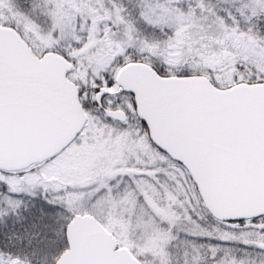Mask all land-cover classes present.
I'll use <instances>...</instances> for the list:
<instances>
[{
    "label": "snow or ice",
    "instance_id": "6c2138e0",
    "mask_svg": "<svg viewBox=\"0 0 264 264\" xmlns=\"http://www.w3.org/2000/svg\"><path fill=\"white\" fill-rule=\"evenodd\" d=\"M0 264H264V0H0Z\"/></svg>",
    "mask_w": 264,
    "mask_h": 264
}]
</instances>
